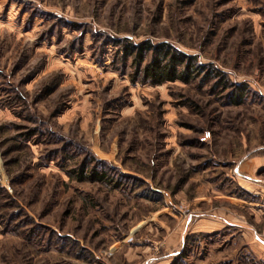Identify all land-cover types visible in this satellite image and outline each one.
Listing matches in <instances>:
<instances>
[{
    "label": "rangeland",
    "instance_id": "obj_1",
    "mask_svg": "<svg viewBox=\"0 0 264 264\" xmlns=\"http://www.w3.org/2000/svg\"><path fill=\"white\" fill-rule=\"evenodd\" d=\"M0 264H264V0H0Z\"/></svg>",
    "mask_w": 264,
    "mask_h": 264
},
{
    "label": "trees",
    "instance_id": "obj_2",
    "mask_svg": "<svg viewBox=\"0 0 264 264\" xmlns=\"http://www.w3.org/2000/svg\"><path fill=\"white\" fill-rule=\"evenodd\" d=\"M120 45L121 42L115 43ZM121 61L123 68L130 60V82L152 87L166 83L181 82L189 84L199 76L203 66L196 64V58L189 56L166 42L156 43L146 40L138 44L129 41L121 45ZM219 74V72H216ZM83 167L78 172V180L104 182L106 175L91 169L88 175ZM73 172H70L71 175ZM90 261V260H89Z\"/></svg>",
    "mask_w": 264,
    "mask_h": 264
},
{
    "label": "crops",
    "instance_id": "obj_3",
    "mask_svg": "<svg viewBox=\"0 0 264 264\" xmlns=\"http://www.w3.org/2000/svg\"><path fill=\"white\" fill-rule=\"evenodd\" d=\"M127 263H130V261L129 260H125Z\"/></svg>",
    "mask_w": 264,
    "mask_h": 264
}]
</instances>
